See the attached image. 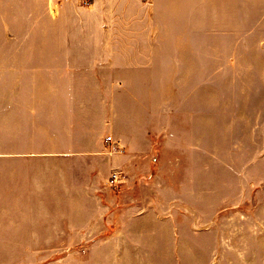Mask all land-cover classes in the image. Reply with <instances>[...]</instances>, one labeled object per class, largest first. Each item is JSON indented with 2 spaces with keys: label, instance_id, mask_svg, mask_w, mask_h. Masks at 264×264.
<instances>
[{
  "label": "rangeland",
  "instance_id": "1",
  "mask_svg": "<svg viewBox=\"0 0 264 264\" xmlns=\"http://www.w3.org/2000/svg\"><path fill=\"white\" fill-rule=\"evenodd\" d=\"M6 7L0 49L25 48L14 37L34 28ZM227 53V73L202 85L231 88L106 91L133 128L113 138L119 152L105 143L120 179L92 188L59 233L10 243L37 248H0V264H264V42ZM9 87L0 75V162L66 156L51 152L67 145L68 121L20 115L34 91Z\"/></svg>",
  "mask_w": 264,
  "mask_h": 264
},
{
  "label": "crops",
  "instance_id": "2",
  "mask_svg": "<svg viewBox=\"0 0 264 264\" xmlns=\"http://www.w3.org/2000/svg\"><path fill=\"white\" fill-rule=\"evenodd\" d=\"M7 4L34 29L14 37L25 48L0 49L2 82L34 91L19 99L20 115L69 124L67 145L51 152L66 156L0 162V248H37L10 243L36 242L83 217L92 188L121 166L106 156V139L133 128L106 91L231 88L202 84L227 73L229 47L264 42V0H0L3 18ZM44 90L56 96L39 98Z\"/></svg>",
  "mask_w": 264,
  "mask_h": 264
},
{
  "label": "built area",
  "instance_id": "3",
  "mask_svg": "<svg viewBox=\"0 0 264 264\" xmlns=\"http://www.w3.org/2000/svg\"><path fill=\"white\" fill-rule=\"evenodd\" d=\"M106 140H107V144H108V147L110 148V150H114L115 152H119L120 151V148L114 146L115 143L113 141V137L112 136H108ZM110 152H112V151H110ZM119 179H120V172L115 171V172L112 173L109 182L111 184H114Z\"/></svg>",
  "mask_w": 264,
  "mask_h": 264
}]
</instances>
